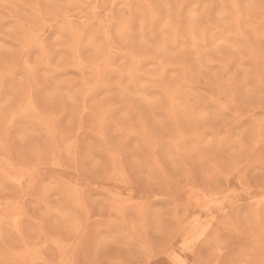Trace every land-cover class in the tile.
Wrapping results in <instances>:
<instances>
[{
  "label": "rangeland",
  "instance_id": "rangeland-1",
  "mask_svg": "<svg viewBox=\"0 0 264 264\" xmlns=\"http://www.w3.org/2000/svg\"><path fill=\"white\" fill-rule=\"evenodd\" d=\"M259 5L0 0V262L264 264Z\"/></svg>",
  "mask_w": 264,
  "mask_h": 264
},
{
  "label": "clouds",
  "instance_id": "clouds-1",
  "mask_svg": "<svg viewBox=\"0 0 264 264\" xmlns=\"http://www.w3.org/2000/svg\"><path fill=\"white\" fill-rule=\"evenodd\" d=\"M260 8L262 10V12H264V0H260ZM0 264H3V262H0Z\"/></svg>",
  "mask_w": 264,
  "mask_h": 264
},
{
  "label": "snow or ice",
  "instance_id": "snow-or-ice-1",
  "mask_svg": "<svg viewBox=\"0 0 264 264\" xmlns=\"http://www.w3.org/2000/svg\"><path fill=\"white\" fill-rule=\"evenodd\" d=\"M261 103L264 104V97H262ZM262 126H264V121H262Z\"/></svg>",
  "mask_w": 264,
  "mask_h": 264
},
{
  "label": "bare ground",
  "instance_id": "bare-ground-1",
  "mask_svg": "<svg viewBox=\"0 0 264 264\" xmlns=\"http://www.w3.org/2000/svg\"><path fill=\"white\" fill-rule=\"evenodd\" d=\"M108 63V62H107ZM96 90V89H95ZM26 103H28V102H26ZM77 140V139H76ZM246 165V164H245ZM23 177V176H22ZM204 203V202H203ZM208 204V203H207ZM201 235V234H200ZM29 247V246H28ZM75 247V246H74ZM30 248V247H29ZM72 249H73V247H72ZM74 250V249H73ZM72 251V250H71ZM76 251V250H75ZM70 253V252H69ZM70 255V254H69ZM75 255V254H74Z\"/></svg>",
  "mask_w": 264,
  "mask_h": 264
}]
</instances>
